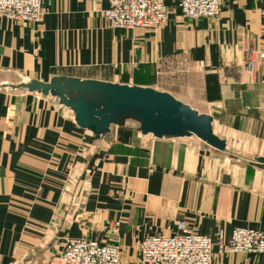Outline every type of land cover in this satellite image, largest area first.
<instances>
[{
  "label": "crops",
  "instance_id": "1",
  "mask_svg": "<svg viewBox=\"0 0 264 264\" xmlns=\"http://www.w3.org/2000/svg\"><path fill=\"white\" fill-rule=\"evenodd\" d=\"M167 3L154 29L110 27L104 0H43L39 23L0 17V264H57L82 237L118 239L120 264H140L139 243L180 220L227 238L264 228V0H221L219 18ZM32 80L65 101L21 85ZM117 84L206 116L215 142L144 133L130 110L82 126L75 106ZM214 252L213 264H264Z\"/></svg>",
  "mask_w": 264,
  "mask_h": 264
},
{
  "label": "built area",
  "instance_id": "2",
  "mask_svg": "<svg viewBox=\"0 0 264 264\" xmlns=\"http://www.w3.org/2000/svg\"><path fill=\"white\" fill-rule=\"evenodd\" d=\"M108 2L105 17L110 27L132 30L154 29L168 20L167 0H104ZM188 18L221 15V0H178ZM44 15L43 0H0V17L24 23H39ZM257 50L249 49L251 54ZM264 60V50L257 52ZM253 59L247 63L252 69ZM119 222L114 224L117 228ZM223 253H264V228L235 227L229 238L224 228L214 235L204 234L186 221L176 223L173 233L146 236L139 243L140 264H213L214 249ZM121 246L118 239L111 243L78 238L67 241L57 264H120Z\"/></svg>",
  "mask_w": 264,
  "mask_h": 264
},
{
  "label": "water",
  "instance_id": "3",
  "mask_svg": "<svg viewBox=\"0 0 264 264\" xmlns=\"http://www.w3.org/2000/svg\"><path fill=\"white\" fill-rule=\"evenodd\" d=\"M21 85L30 90L43 88L45 93L55 88L56 91L51 92L60 94L65 101L63 87L54 83L41 86V83L32 80ZM105 90L111 97L110 100L99 102L94 106L85 102H82L80 107L75 106L77 120L82 126L88 127L92 122L98 121L110 123L120 110H130L141 121V129L144 133L152 132L158 137L190 136L196 133L205 137L210 143L215 142L206 124V116L198 114L185 104L173 102L169 105L168 99L159 94L142 89L136 90L124 84L107 85ZM119 103L121 106H117ZM133 105H138V110Z\"/></svg>",
  "mask_w": 264,
  "mask_h": 264
},
{
  "label": "rangeland",
  "instance_id": "4",
  "mask_svg": "<svg viewBox=\"0 0 264 264\" xmlns=\"http://www.w3.org/2000/svg\"><path fill=\"white\" fill-rule=\"evenodd\" d=\"M117 106H121V103H119V105H117ZM133 106H135V108H137V110H138V105H133ZM134 116L136 117V114H134Z\"/></svg>",
  "mask_w": 264,
  "mask_h": 264
}]
</instances>
